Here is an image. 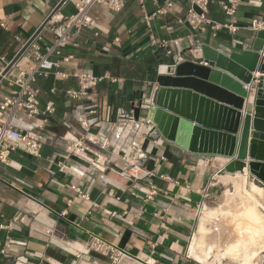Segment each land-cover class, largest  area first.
<instances>
[{
  "label": "crops",
  "instance_id": "crops-1",
  "mask_svg": "<svg viewBox=\"0 0 264 264\" xmlns=\"http://www.w3.org/2000/svg\"><path fill=\"white\" fill-rule=\"evenodd\" d=\"M60 1L0 0V23L7 27H0V57L10 62ZM79 1L70 0L57 15L73 14ZM168 1L174 8L155 17L148 28L144 15L154 14ZM213 1L209 19L225 23L221 3L226 0ZM123 3L120 12L103 6L93 9L94 28L83 32L78 47L64 50L71 60L61 62L59 71L69 79L51 75L34 85L40 90L41 109L51 105L56 112L46 126L48 142L41 157L17 150L8 164H0V264H202L189 256L188 247L201 203L213 196L216 178L224 182L225 175L218 172L228 160L200 159L187 152L179 157L162 142L150 143L147 130L126 129L118 108L140 99L168 67L198 60L196 49L204 44L229 55L248 49L261 30L256 28L264 23V0H239L240 30H223L216 37L210 30L197 33L179 23L189 8L187 0ZM151 36L157 42L180 39L181 47L169 56L151 45ZM53 38L47 27L36 44L44 49ZM76 71L109 75L119 82L105 81L87 99L74 102L65 91L79 89L71 77ZM8 93L6 84L0 85V100ZM110 107L116 109L112 121ZM89 111L95 114L85 131L77 118ZM39 124L23 113L12 120L14 127L26 131ZM87 134L108 148L95 147L86 157L66 159L63 137ZM142 175L145 179H135ZM151 184L158 193L146 201ZM94 236L120 252L119 258L95 251Z\"/></svg>",
  "mask_w": 264,
  "mask_h": 264
},
{
  "label": "water",
  "instance_id": "water-1",
  "mask_svg": "<svg viewBox=\"0 0 264 264\" xmlns=\"http://www.w3.org/2000/svg\"><path fill=\"white\" fill-rule=\"evenodd\" d=\"M69 1L53 9L10 61L0 84ZM196 51L198 60L168 67L138 101L131 99L136 130H147L150 143L162 142L179 157L187 152L226 159L218 175L246 170L248 179L264 187V29L241 53L225 54L206 44Z\"/></svg>",
  "mask_w": 264,
  "mask_h": 264
},
{
  "label": "built area",
  "instance_id": "built-area-1",
  "mask_svg": "<svg viewBox=\"0 0 264 264\" xmlns=\"http://www.w3.org/2000/svg\"><path fill=\"white\" fill-rule=\"evenodd\" d=\"M124 0H80L75 5V12L69 16L57 15L47 26L51 28L54 38L52 43L42 49L40 45L34 42L22 59L15 64L11 70L2 77V84H6L9 93L2 96L0 100V164H8L11 155L22 150L28 155L41 157L44 146L48 142L46 134V126L49 123V118L56 112L51 105L41 109L40 90L35 88L37 80L41 77H49L54 75L62 80L69 79L70 76L59 71L61 62L68 63L71 57H64V50L69 47H78V41L83 32L87 29H93L95 21L92 17V11L95 7L103 6L114 12H120L123 8ZM157 1V0H154ZM189 8L186 11L183 20L180 24H187L197 33H205L210 30L213 37L223 30L230 34L237 33L240 28L237 26L236 18L239 8V0H226L221 3L222 12L226 16L225 23H217L209 19L210 6L214 3L213 0H187ZM174 8V3L171 1L159 8L154 14L144 15V22L148 28H151L152 23L157 16H165L170 9ZM57 17V18H56ZM0 27L7 30L4 23H0ZM264 29V23L258 25L257 29ZM171 29H167L170 31ZM150 42L153 47L163 49L167 55H172L175 50L181 47V40L173 41L162 40L157 42L153 36L150 37ZM4 58L0 57V77L9 65ZM79 85L78 90L65 91L66 96L74 102H82L89 97L90 91L96 89L105 81H110L112 84L119 82V79L110 77L109 75L95 76L93 73L76 71L71 76ZM56 89L51 92L55 93ZM138 101V100H136ZM152 100L145 101L146 104H151ZM132 101H128L126 108H118V117L124 121V127L127 129L135 128L133 122V110L131 109ZM143 109L146 105L142 106ZM23 113L30 119L39 120L40 124L34 127L33 130H23L12 125V120L16 114ZM116 109L109 108V119L113 120ZM93 111L77 118L78 123L87 131L90 129V116L94 115ZM128 124V125H127ZM66 144L65 158H83L94 153V148L99 147L100 150H106L108 144L101 142L97 137L87 134L84 136H68L63 137ZM148 176L152 177V174ZM135 179H145L141 176ZM78 195L86 199L81 190L77 189ZM158 190L151 184L150 193L146 201H153ZM204 202L201 203L199 215L206 205L207 196L204 197ZM3 228L0 225V229ZM95 251L111 254L115 256V260L121 255L110 244L102 238L94 236Z\"/></svg>",
  "mask_w": 264,
  "mask_h": 264
},
{
  "label": "bare ground",
  "instance_id": "bare-ground-1",
  "mask_svg": "<svg viewBox=\"0 0 264 264\" xmlns=\"http://www.w3.org/2000/svg\"><path fill=\"white\" fill-rule=\"evenodd\" d=\"M224 175L223 201L203 208L188 254L202 264H264V187L246 170Z\"/></svg>",
  "mask_w": 264,
  "mask_h": 264
},
{
  "label": "rangeland",
  "instance_id": "rangeland-1",
  "mask_svg": "<svg viewBox=\"0 0 264 264\" xmlns=\"http://www.w3.org/2000/svg\"><path fill=\"white\" fill-rule=\"evenodd\" d=\"M251 181L254 182V183H256V184L258 183L257 180H255V178H253V177H251ZM213 183L215 185L214 186L213 196H211V197H209L207 199V202H206V205H205V206H207L209 208L210 207L211 208L216 207V206H218L223 201L222 200L223 199V196H224L223 194H224L225 190L227 189L225 182L222 183L217 178H216L215 181H213ZM200 216H201V214H200Z\"/></svg>",
  "mask_w": 264,
  "mask_h": 264
},
{
  "label": "trees",
  "instance_id": "trees-1",
  "mask_svg": "<svg viewBox=\"0 0 264 264\" xmlns=\"http://www.w3.org/2000/svg\"><path fill=\"white\" fill-rule=\"evenodd\" d=\"M0 40L2 41L3 39L1 38V33H0Z\"/></svg>",
  "mask_w": 264,
  "mask_h": 264
}]
</instances>
